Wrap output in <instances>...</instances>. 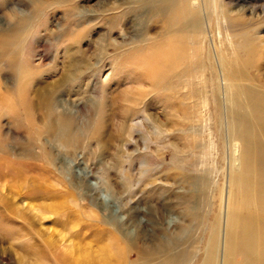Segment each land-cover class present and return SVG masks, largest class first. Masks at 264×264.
Returning a JSON list of instances; mask_svg holds the SVG:
<instances>
[{"label":"rangeland","instance_id":"374dc122","mask_svg":"<svg viewBox=\"0 0 264 264\" xmlns=\"http://www.w3.org/2000/svg\"><path fill=\"white\" fill-rule=\"evenodd\" d=\"M263 10L0 0V264H264Z\"/></svg>","mask_w":264,"mask_h":264},{"label":"bare ground","instance_id":"6f19581e","mask_svg":"<svg viewBox=\"0 0 264 264\" xmlns=\"http://www.w3.org/2000/svg\"><path fill=\"white\" fill-rule=\"evenodd\" d=\"M213 3V2H212ZM264 11V10H263ZM178 62V61H177ZM158 67H159V65H158ZM159 71V70H158ZM222 81H223V85H222V87H223V89H229L227 86H226V84H225V78H224V76H223V78H222ZM219 85V84H218ZM221 87V88H222ZM227 90H225V92H226ZM224 92V93H225ZM226 94V93H225ZM226 96L224 95V98H225ZM225 105H227V104H225ZM238 146V145H237ZM238 148V147H237ZM236 150V149H235ZM238 150V149H237ZM236 150V151H237ZM234 160L235 161H238V159L237 158H234ZM222 217V216H221ZM226 218V217H225ZM227 221V220H226ZM226 230H227V222H226ZM229 228V227H228ZM226 230H225V234H226ZM227 241H228V239H227ZM219 242V241H218ZM218 244V243H217ZM222 246V245H221ZM226 246V245H225ZM225 250H226V248H223V250L222 251H224V253H223V255H222V257H221V260L218 258L217 260H218V263L220 262L221 264H226V253H225ZM212 251V250H211ZM180 256H181V254H180ZM183 256H184V253H183ZM182 256V257H183ZM171 258V257H170ZM184 258V257H183ZM228 262H230V261H228ZM178 264V263H177ZM181 264V263H180Z\"/></svg>","mask_w":264,"mask_h":264}]
</instances>
